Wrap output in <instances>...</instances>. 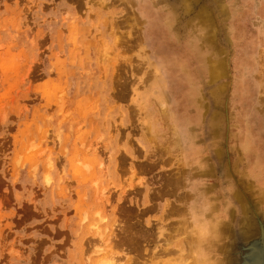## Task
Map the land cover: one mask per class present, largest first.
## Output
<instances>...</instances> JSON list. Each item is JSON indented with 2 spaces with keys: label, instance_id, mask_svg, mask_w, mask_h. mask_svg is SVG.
<instances>
[{
  "label": "rangeland",
  "instance_id": "374dc122",
  "mask_svg": "<svg viewBox=\"0 0 264 264\" xmlns=\"http://www.w3.org/2000/svg\"><path fill=\"white\" fill-rule=\"evenodd\" d=\"M99 216L123 264H264V0H0V264H96Z\"/></svg>",
  "mask_w": 264,
  "mask_h": 264
},
{
  "label": "bare ground",
  "instance_id": "6f19581e",
  "mask_svg": "<svg viewBox=\"0 0 264 264\" xmlns=\"http://www.w3.org/2000/svg\"><path fill=\"white\" fill-rule=\"evenodd\" d=\"M182 1H184V0H182ZM188 1V0H187ZM210 1V0H209ZM169 6V5H168ZM146 7V6H145ZM146 9V8H145ZM168 9V8H167ZM152 10V9H151ZM166 10V9H165ZM191 10V9H190ZM189 10V11H190ZM234 10V9H233ZM149 11V10H148ZM146 13V12H145ZM144 13V14H145ZM147 14V13H146ZM171 15V14H170ZM171 18V17H170ZM181 19V18H180ZM205 20V19H204ZM167 21H169L170 22V20H167ZM189 21V20H188ZM199 21V20H198ZM204 23V22H203ZM206 23V22H205ZM211 23V22H210ZM213 24V23H212ZM184 25V24H183ZM194 25H195V23H194ZM203 25V24H202ZM206 25H208V24H206ZM195 26H197V23H196V25ZM193 27V26H192ZM184 28V27H183ZM208 28H209V26H208ZM207 28V29H208ZM186 30V29H185ZM200 30V29H199ZM190 31V30H189ZM189 31H188V33H189ZM206 31V30H205ZM204 31V32H205ZM200 32V31H199ZM196 33V32H195ZM117 34V33H116ZM203 34V33H202ZM138 35V34H137ZM186 35V34H185ZM193 35V34H192ZM190 36V35H189ZM202 36H204V35H202ZM189 38V37H188ZM191 38V37H190ZM202 39V38H201ZM203 39H205V40H207V41H209V39H208V37H206V36H204L203 37ZM188 42V41H187ZM204 43V42H203ZM190 44H195L194 43V41L193 40H191V42H190ZM210 47V45L208 46V48ZM204 49H206L205 47H203ZM204 53V52H203ZM177 61V60H176ZM215 64V63H214ZM201 65V64H200ZM225 67V66H224ZM202 68V67H201ZM184 69V68H183ZM215 68L214 67H212V66H207L206 68H205V71L204 72H206V73H208V72H211V70L213 71ZM135 70V69H134ZM183 74V73H182ZM150 78V77H149ZM147 81V80H146ZM180 82L181 83H184V87H186V91H184V89H183V91H184V94L185 95H187L186 97L188 98L187 99V101H192V100H194V97L196 96V86H194L195 85V83L193 82V77L191 76V74H184L182 77H180ZM121 86V85H120ZM168 98V97H167ZM157 99V98H156ZM196 100V99H195ZM168 102V101H167ZM207 102V101H206ZM162 106V105H161ZM214 122H216V121H214ZM189 123V122H188ZM187 123V124H188ZM191 123V122H190ZM186 124V125H187ZM185 125V124H184ZM186 125H185V127H186ZM215 127V126H214ZM217 131V130H216ZM194 134V133H193ZM192 134V135H193ZM195 135V134H194ZM190 144V146L192 145V142L191 143H189ZM194 144V143H193ZM241 144V143H240ZM246 145V144H245ZM194 146V145H193ZM232 154V153H231ZM263 157V156H262ZM202 164V163H201ZM49 165H51V161L49 160ZM201 166V165H200ZM199 166V167H200ZM86 167H87V165H86ZM203 168H205V167H203ZM260 169H262L261 167H259ZM87 169V168H86ZM257 170V169H256ZM257 172V171H256ZM182 173V172H181ZM167 177V176H166ZM46 180H47V182L49 181V177H48V175H46ZM166 185V184H165ZM247 187V186H246ZM168 189V188H167ZM189 196V195H188ZM180 198V197H179ZM168 211H170V210H168ZM96 213H98L97 211H96ZM176 213V212H175ZM169 214V213H168ZM204 214V213H203ZM97 215V214H96ZM100 215V214H99ZM207 215V214H206ZM205 215V218L204 217H202V222H201V228H200V234L202 233V236L204 235V238H205V244H208V245H210V244H212V237H213V235H214V233H216V235L217 234H219V233H222V229H223V225L222 224H220L219 222H217V221H213V219H211V217H210V215H208V219L206 218L207 216ZM86 216V215H85ZM85 218V217H84ZM84 218H82V219H84ZM85 219H87V218H85ZM103 219H104V217H102V216H99L98 217V219H96L95 221H93V222H91V224H89L90 225V230H92V233L91 234H93V235H91V237H90V239L93 237V236H96V238L95 239H97V240H92V241H94L92 244V246L91 247H93V249L91 248V247H87L88 249H92V252L91 253H95V254H97V258H96V264H123V260H122V256H121V258H120V256H119V253H118V255L117 256H119L118 258H116V255H115V253L113 254V253H111V252H105L104 250H105V248L106 247H108V244H109V242L111 241V238L114 236V230L112 231V232H110L109 234H107L105 237H104V232H103V230H102V228H101V226H100V223L103 221ZM139 222V221H138ZM120 224V223H119ZM126 224V223H125ZM128 224V223H127ZM186 224V223H185ZM116 225H118V224H116ZM151 225V224H150ZM181 225H183V223L181 222ZM113 226V225H112ZM127 226V225H126ZM141 226V225H140ZM153 226V225H152ZM166 226V225H165ZM188 226V225H187ZM116 227H118V226H116ZM122 226H120L119 228H121ZM131 227V226H130ZM143 227V226H142ZM149 227V226H148ZM147 227V228H148ZM151 227V226H150ZM181 227V226H180ZM118 228V229H119ZM124 228V227H123ZM140 228V227H139ZM141 229V228H140ZM150 230H151V228H149ZM88 230H89V228H88ZM153 230H154V228H153ZM166 230V229H165ZM164 230V232H168V231H165ZM120 231V230H119ZM121 231H122V228H121ZM123 231H124V229H123ZM128 231V230H127ZM146 231H148V230H146ZM154 231H156V230H154ZM153 231V232H154ZM90 232V231H89ZM151 231H148V234L150 233ZM123 233H125V232H123ZM122 233V235H125V234H123ZM155 233V232H154ZM169 233V232H168ZM179 233V232H178ZM127 234V233H126ZM147 234V235H148ZM158 234V233H157ZM165 234V233H164ZM133 235V234H132ZM152 234H150V235H148V236H151ZM162 235V234H161ZM168 235V234H167ZM171 235V234H170ZM194 235V234H193ZM137 236V235H136ZM136 236H134V239H136L137 237ZM148 236H146V237H148ZM153 236V240H154V238L156 239V237H154V234L152 235ZM152 236L150 237L151 238V241H152ZM166 236V235H165ZM192 236V235H191ZM88 237V238H89ZM125 237V236H124ZM127 237H128V235H127ZM136 237V238H135ZM143 237H145V236H143ZM87 238V239H88ZM94 238V237H93ZM134 239H132L133 241L131 242V241H129V242H131V244H134L135 243V241L136 240H138V239H136V240H134ZM143 239V238H142ZM141 239V240H142ZM145 239V238H144ZM148 239V241H150L149 240V238H147ZM191 239H193V238H191ZM131 240V239H130ZM146 240V239H145ZM168 240V239H167ZM157 242H158V240H156ZM156 241L154 240V244H156ZM89 242H91V241H89ZM160 242V241H159ZM193 242H194V239H193ZM150 243H152V242H150ZM149 243V244H150ZM162 243V242H161ZM103 244V245H102ZM128 244V243H127ZM130 244V245H131ZM144 244H146V243H143V245ZM148 244V243H147ZM154 244H152L151 246H152V248H153V246H154ZM90 245H91V243H90ZM105 245V247H102V246H104ZM126 245V244H125ZM124 245V246H125ZM138 244H136L135 246H137ZM142 245V246H143ZM198 245L199 244H196V246L194 247V252L192 251L191 252V259L189 260V261H187L188 262V264H220V262L219 261H217V260H213L214 258H213V255H212V252H213V248L212 247H209L208 248V245H207V250H206V252L204 253L203 252V255H202V257H200L199 258V256L200 255H198V253H199V247H198ZM133 246V245H132ZM139 246V245H138ZM112 247V246H111ZM127 247V246H126ZM139 247H141V246H139ZM187 247V246H186ZM86 248V247H85ZM138 248V247H137ZM137 248H135L136 250H137ZM142 248V247H141ZM154 248H155V246H154ZM109 249H110V247H109ZM140 249V248H139ZM148 249V248H147ZM157 249V248H156ZM155 249V250H156ZM159 249V248H158ZM112 249H110V251H111ZM141 250V249H140ZM149 250V249H148ZM154 250V251H155ZM160 250V249H159ZM162 250V249H161ZM174 249H172V251H173ZM178 250V249H177ZM180 250V249H179ZM187 250V249H186ZM86 251H87V249H86ZM168 250H166V252H167ZM175 251V253H177L176 252V249L174 250ZM90 252H88L87 251V254H89ZM123 252V251H122ZM131 252V251H130ZM157 252V251H156ZM169 252H170V250H169ZM209 252H210V254H209ZM143 253V252H142ZM155 253V252H154ZM189 253V252H188ZM140 254H141V252H140ZM163 254H164V252H163ZM161 255H162V252H161ZM160 255V256H161ZM183 255V254H182ZM142 256H145L146 257V254L144 255H142ZM167 256V255H166ZM165 256V257H166ZM176 256V255H175ZM180 256V255H179ZM183 256H185V255H183ZM182 256V257H183ZM88 257V256H87ZM86 257V258H87ZM178 257V256H177ZM85 258V259H86ZM90 258V257H89ZM136 258V257H135ZM147 258V257H146ZM149 258V257H148ZM155 258H157V256L155 257ZM170 258V257H169ZM176 258V257H175ZM131 258H129V259H127V260H130ZM177 259V258H176ZM186 259H188V258H186ZM84 260V259H83ZM126 260V259H125ZM138 260V259H137ZM153 260H154V258H153ZM184 260H185V258H184ZM142 261V260H141ZM141 261L139 262V263H141ZM159 261V260H158ZM175 261H177V260H175ZM178 263H179V261H177ZM183 262V261H182ZM182 262H180V263H182ZM185 262V261H184ZM149 263H151V262H149ZM148 263V264H149ZM86 264V263H85ZM129 264V263H128ZM131 264V263H130ZM144 264H147V263H144ZM159 264V263H158ZM162 264V263H161Z\"/></svg>",
  "mask_w": 264,
  "mask_h": 264
}]
</instances>
